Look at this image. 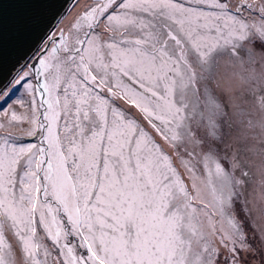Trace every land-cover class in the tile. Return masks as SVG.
Returning a JSON list of instances; mask_svg holds the SVG:
<instances>
[{"label": "snow or ice", "instance_id": "1", "mask_svg": "<svg viewBox=\"0 0 264 264\" xmlns=\"http://www.w3.org/2000/svg\"><path fill=\"white\" fill-rule=\"evenodd\" d=\"M0 264H264V0H0Z\"/></svg>", "mask_w": 264, "mask_h": 264}, {"label": "water", "instance_id": "2", "mask_svg": "<svg viewBox=\"0 0 264 264\" xmlns=\"http://www.w3.org/2000/svg\"><path fill=\"white\" fill-rule=\"evenodd\" d=\"M19 7L18 5H12V4H8V3H5L4 4V10H5V15L7 17V15H9L11 12L14 11L15 8ZM60 7L62 6H57L55 9H53L50 13H49V17H53L55 16L56 14H58L59 10H60ZM54 22V21H53Z\"/></svg>", "mask_w": 264, "mask_h": 264}]
</instances>
